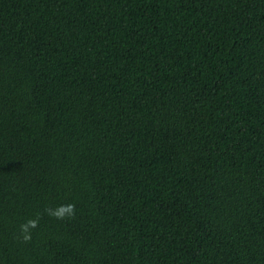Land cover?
<instances>
[{"label":"trees","instance_id":"obj_1","mask_svg":"<svg viewBox=\"0 0 264 264\" xmlns=\"http://www.w3.org/2000/svg\"><path fill=\"white\" fill-rule=\"evenodd\" d=\"M0 264H264V0H0Z\"/></svg>","mask_w":264,"mask_h":264}]
</instances>
